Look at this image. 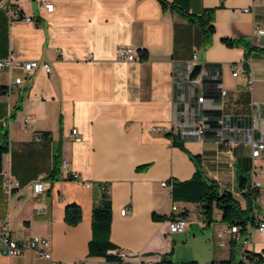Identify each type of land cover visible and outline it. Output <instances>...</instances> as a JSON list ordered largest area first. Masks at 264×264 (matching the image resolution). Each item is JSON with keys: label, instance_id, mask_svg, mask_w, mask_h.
<instances>
[{"label": "crops", "instance_id": "obj_1", "mask_svg": "<svg viewBox=\"0 0 264 264\" xmlns=\"http://www.w3.org/2000/svg\"><path fill=\"white\" fill-rule=\"evenodd\" d=\"M166 1L192 15L214 9L210 39L197 24L163 9L159 0H0V59L47 62L52 68L49 74L40 67L29 77L16 66L0 71V133L7 130L10 136L0 175V232L8 221L15 240L48 239L60 264H126L89 254L93 208L107 191L112 255L141 253L138 264H154L173 252L179 264H214L232 253L237 258L247 251L264 254V233L254 226L248 241L233 249L217 206L209 224L201 205L174 202L172 188L162 186L192 179L197 171L192 156L200 157L207 179L232 192L245 210L241 193L252 183V172L263 171L257 176L262 188L255 211L264 217V156L253 159L251 147L235 143V136L226 142L184 136L178 124L188 118L189 102L197 95H190L176 76L185 74L197 53L202 65L197 75L218 73L227 91L223 115L235 122L263 119L264 34L256 32L264 29L263 1ZM47 3L54 4L53 11ZM14 10L31 20L15 19ZM226 40L241 43L231 47ZM121 46L133 47L141 59H120ZM237 64L245 72L234 76ZM17 78L24 81L9 91ZM73 129L82 141L71 136ZM58 147L62 174L52 181ZM239 173L249 175L244 190ZM74 174L81 178L73 179ZM38 181L46 187L39 195ZM72 204L83 213L77 225L65 220ZM173 205L189 220L183 233L171 234L168 220L154 218L171 217ZM0 264L52 261L33 250L15 257L0 251Z\"/></svg>", "mask_w": 264, "mask_h": 264}, {"label": "built area", "instance_id": "obj_2", "mask_svg": "<svg viewBox=\"0 0 264 264\" xmlns=\"http://www.w3.org/2000/svg\"><path fill=\"white\" fill-rule=\"evenodd\" d=\"M263 5H264V0ZM46 7L49 11L54 10V4L47 3ZM245 11H250L249 8L244 9ZM13 17L15 19H26L31 20L29 17H24L18 10L13 11ZM258 34L263 35L264 29L258 28L256 30ZM118 57L127 61H134L141 59L140 52L130 46H121L118 49ZM15 63V64H14ZM13 66L22 68L29 76H31L34 71L40 67L47 73L52 72L51 65L47 62L40 61H17L15 62L12 58L0 59V71L8 70L11 71ZM197 66H202L198 59L197 53L194 54L191 61L186 64L185 74L176 75L179 82L184 85L188 90L189 94L197 95L196 101L192 103L189 102V110L186 113L187 119L183 120L178 124L180 130L184 136L196 137L198 139H219L222 142H226L230 136H235V143H243L251 147V155L253 159L261 158L264 156V118L254 119L251 118L250 121L246 119H239L234 121L232 117L223 115L224 99L227 96L226 89L223 88L222 82L219 80V74L215 76L210 75L208 70H203L195 78H192L194 69ZM245 72V68H240L239 65L232 66V73L234 76H239ZM254 76L252 73L248 76V86L250 88L254 85ZM24 81L23 78H17L16 81L12 82L8 87L9 91L12 87L20 84ZM191 105V106H190ZM257 108L254 107L256 112ZM30 116L26 118V124L30 120ZM71 136L76 141H82V137L77 129H73ZM66 167V164H65ZM255 171L252 172V183L246 189L255 194L256 202L260 200V190L262 188L261 182L257 180V176L261 174ZM73 179L79 180L81 177L78 174L72 176ZM163 187H171L172 182L165 181L162 183ZM36 194H43L46 190L45 182L38 181L34 185ZM244 190V191H246ZM242 191V195L244 193ZM130 209H123L122 213L127 215ZM172 215L168 220V228L171 234L183 233L189 227V220L183 216V214L178 212L177 205L172 207ZM254 227L260 232L264 233V217H260L255 211V223ZM241 226H232L228 229V234L230 236V242L232 244L246 243L241 234ZM221 237H224L223 235ZM226 244L225 241L221 242V246ZM33 250L40 257L52 261V264H60L53 259V254L51 250V243L48 239L43 237H33L29 241H18L11 237L10 227L8 221H5L1 232H0V251L8 257H15L23 255L25 252ZM121 262L126 264H138L142 259L141 253H133L124 250L117 252ZM244 258V256H243ZM62 264V263H61ZM214 264H220L215 262ZM249 264H264V262L249 263Z\"/></svg>", "mask_w": 264, "mask_h": 264}, {"label": "trees", "instance_id": "obj_3", "mask_svg": "<svg viewBox=\"0 0 264 264\" xmlns=\"http://www.w3.org/2000/svg\"><path fill=\"white\" fill-rule=\"evenodd\" d=\"M163 9H170L186 18L189 22L197 24L206 39H210L214 33L215 28L213 22L215 20V10L209 9L204 11L202 15H192L166 0H159ZM228 46H235L241 41L226 40ZM18 110V108H16ZM15 115V114H14ZM13 115V117H14ZM10 136L9 132L5 130L0 133V175L3 172V157L9 151ZM196 165L197 171L192 179L179 182L172 181V198L174 202H193L201 205L202 214L209 224L213 222V209L217 206L223 212V222L229 227L241 226V234L245 240L249 236V228L255 223V209L258 208L256 204L255 194L251 191H244V198L247 200V209H243L240 203L230 191L222 190L218 183L210 181L204 174L203 166L200 157L192 156ZM63 158L61 148L58 147L54 155V169L50 175V180H58L62 174ZM186 217V214H183ZM83 218L82 209L76 204L67 206L65 210V220L70 225H77ZM156 220L166 221L170 217L157 216ZM93 223L94 235L89 244V254L94 257H105L110 261L120 260L117 255L109 253L115 245L110 240V230L112 225V201L107 191H104L102 198L97 202L93 208ZM242 245V243L240 244ZM233 249L237 244H232ZM244 258H237L235 253L229 260L219 262L220 264H249L264 262L263 253L246 252ZM154 264H179L173 260V252L162 257L160 262ZM185 264H198L197 262H190Z\"/></svg>", "mask_w": 264, "mask_h": 264}, {"label": "water", "instance_id": "obj_4", "mask_svg": "<svg viewBox=\"0 0 264 264\" xmlns=\"http://www.w3.org/2000/svg\"><path fill=\"white\" fill-rule=\"evenodd\" d=\"M200 67L197 66L192 74V78H195L198 71H199ZM249 179V175L243 174V173H239V181H240V189L244 190L246 188V184L247 181Z\"/></svg>", "mask_w": 264, "mask_h": 264}]
</instances>
